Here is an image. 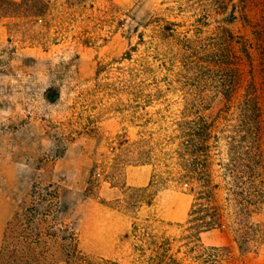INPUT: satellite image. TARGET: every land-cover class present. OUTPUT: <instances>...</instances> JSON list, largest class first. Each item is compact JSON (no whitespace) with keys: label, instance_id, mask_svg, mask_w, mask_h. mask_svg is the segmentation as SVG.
<instances>
[{"label":"rangeland","instance_id":"374dc122","mask_svg":"<svg viewBox=\"0 0 264 264\" xmlns=\"http://www.w3.org/2000/svg\"><path fill=\"white\" fill-rule=\"evenodd\" d=\"M63 1L50 2L47 20L65 30L46 51L25 41L39 28L0 14V264H149V243L167 244L176 264H264V245L241 250L226 232L186 238L191 197L161 185L177 170L163 153L185 111L219 128L237 123L203 63L216 28L251 47L243 86L252 68L264 91V7L248 12L247 26L238 13L228 24L229 11L203 19L195 0H93L73 10ZM169 23L173 40L157 33ZM156 93L135 109L136 97ZM253 222L264 226V207Z\"/></svg>","mask_w":264,"mask_h":264},{"label":"trees","instance_id":"16d2710c","mask_svg":"<svg viewBox=\"0 0 264 264\" xmlns=\"http://www.w3.org/2000/svg\"><path fill=\"white\" fill-rule=\"evenodd\" d=\"M50 2L0 0V14L4 18L25 19L27 25L32 26L30 29L39 28L36 32L31 30L25 41L46 51L49 46L57 45L58 37L63 36L59 33L65 30L63 22L52 24L53 20H47ZM91 2L93 0H64L62 5L67 10L85 9ZM194 5L203 19L224 16L229 11L225 20L228 24L236 21L235 14L238 13L244 25L250 26L248 12L260 5L264 7V0H236V3L232 0H195ZM173 26L169 23L157 33L165 40H173L176 37ZM184 40L192 44L191 40ZM209 40L207 60L201 63H206L211 70L214 95L223 101L224 109L233 107L237 123L219 128L217 119L185 111L181 120L174 124L173 135L166 140L168 151L163 153L166 161L175 160L177 170L175 173L165 172L166 178L161 185L172 182L176 187L185 188L191 197L186 238L199 240L202 234L218 230L229 234L232 243L246 251L264 245V226L253 222V217L264 207V91L259 90L252 68L243 86L241 61L251 67L253 57L251 47L242 38L233 36L228 29L216 28ZM125 59H131L130 53ZM145 69L146 64H143L139 71ZM158 96L156 93L136 97L133 101L135 109L141 104L150 106L158 101ZM149 152L152 154L151 150ZM147 164L152 165L151 162L142 165ZM164 167L168 168L167 165ZM153 183L145 191L153 188ZM36 189L34 187L32 193ZM45 196L57 207L59 197L56 192L51 191ZM144 204L149 205L146 201ZM132 233L136 237H149L146 227L134 226ZM71 239L75 240V236L72 235ZM149 247L154 254V258H149V264H176L167 256V244L149 243ZM140 251L144 253L146 250L142 248Z\"/></svg>","mask_w":264,"mask_h":264}]
</instances>
